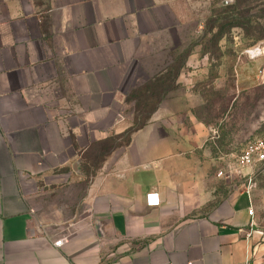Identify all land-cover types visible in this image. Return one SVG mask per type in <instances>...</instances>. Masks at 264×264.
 <instances>
[{
  "label": "crops",
  "instance_id": "0c3cea01",
  "mask_svg": "<svg viewBox=\"0 0 264 264\" xmlns=\"http://www.w3.org/2000/svg\"><path fill=\"white\" fill-rule=\"evenodd\" d=\"M179 1L0 0V264L264 262L194 57L120 143L131 87L178 49Z\"/></svg>",
  "mask_w": 264,
  "mask_h": 264
},
{
  "label": "rangeland",
  "instance_id": "374dc122",
  "mask_svg": "<svg viewBox=\"0 0 264 264\" xmlns=\"http://www.w3.org/2000/svg\"><path fill=\"white\" fill-rule=\"evenodd\" d=\"M238 2L243 6L238 8ZM177 6L186 26L179 36L178 49L170 53L164 77L172 64L195 58L196 65L187 68L195 69L200 80L208 78L205 90L217 91L215 96L203 99L207 106L201 114L210 120L214 140L227 144V159L233 161L247 144L264 139V0H180ZM255 48L261 51L252 58L247 52ZM160 86L150 82L131 87L128 100L133 104L126 118L136 116L141 122L150 109L145 96L160 90ZM58 198L64 203L61 196ZM250 200L254 228L262 243L264 165L254 172Z\"/></svg>",
  "mask_w": 264,
  "mask_h": 264
},
{
  "label": "built area",
  "instance_id": "2783aa9c",
  "mask_svg": "<svg viewBox=\"0 0 264 264\" xmlns=\"http://www.w3.org/2000/svg\"><path fill=\"white\" fill-rule=\"evenodd\" d=\"M259 48L248 51L247 54L250 57H255L260 53ZM264 165V139L247 144L236 157L231 160H227L223 166H221L216 175L222 178L227 183L235 186L243 187L244 193L249 200L248 215L250 216V228L251 231L254 228V216L253 209L250 200V186L253 182V175L255 170ZM146 204L154 206L158 204V196L156 193H149L146 195ZM66 240L65 237L59 238L54 242L55 246H60ZM243 264H255L252 260H246Z\"/></svg>",
  "mask_w": 264,
  "mask_h": 264
},
{
  "label": "trees",
  "instance_id": "16d2710c",
  "mask_svg": "<svg viewBox=\"0 0 264 264\" xmlns=\"http://www.w3.org/2000/svg\"><path fill=\"white\" fill-rule=\"evenodd\" d=\"M239 6L238 8L242 7L243 4L238 2ZM183 60L179 61L177 64H172L171 71L169 72L168 76L163 79H161L162 83L161 86L158 84L161 82L158 80L157 82L153 83V86H160V90L156 92H150L148 95L145 96V99L148 103H150V109L148 112H144V116L142 117V121H138L137 117L134 116L132 120L131 126L125 131V133L122 135V140L120 141L121 144L126 143L129 140V136L132 132L140 128L148 119L149 115L152 113L153 110H155L157 104L162 99V96L167 93V91L174 88V83L176 80V77L178 75V72L182 66ZM171 73V74H170ZM139 114L142 115V111H139ZM119 143V144H120ZM114 147V146H113Z\"/></svg>",
  "mask_w": 264,
  "mask_h": 264
}]
</instances>
